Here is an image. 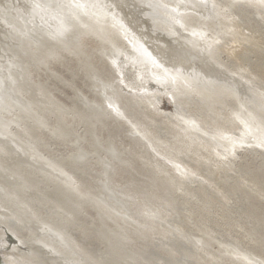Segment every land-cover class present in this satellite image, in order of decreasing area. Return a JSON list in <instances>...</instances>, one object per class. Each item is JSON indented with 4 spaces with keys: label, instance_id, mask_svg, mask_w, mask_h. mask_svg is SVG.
Masks as SVG:
<instances>
[{
    "label": "rangeland",
    "instance_id": "rangeland-1",
    "mask_svg": "<svg viewBox=\"0 0 264 264\" xmlns=\"http://www.w3.org/2000/svg\"><path fill=\"white\" fill-rule=\"evenodd\" d=\"M211 1L200 51L149 25L139 52L96 0H0V264H264V0Z\"/></svg>",
    "mask_w": 264,
    "mask_h": 264
},
{
    "label": "bare ground",
    "instance_id": "bare-ground-1",
    "mask_svg": "<svg viewBox=\"0 0 264 264\" xmlns=\"http://www.w3.org/2000/svg\"><path fill=\"white\" fill-rule=\"evenodd\" d=\"M47 1L48 0H30V1H28V0H23V4H24V7H25V10L26 11H30L32 8L34 9V8H39V9H43V10H45V7H43V6H45V5H42V4H45V2L47 3ZM79 1L80 0H66V2L67 3H69L70 5L72 4H78L79 3ZM82 1H87V0H82ZM91 1H93V0H91ZM97 2H100V3H102V4H100L101 6H102V13L105 15V16H108V20L110 21V23H109V25H110V27H112L111 29H113V30H111V33H114V29H117V31H116V33H118V35H122V38L124 39H126L127 40V44H128V46H133V47H135V48H139L140 50H139V52H144V51H147V50H149V46L147 45V43H149V39H148V36H146L147 34H145V32H143L142 31V27H147V26H149L150 25V27H152V30H153V32H156V33H159L160 35H162V36H164L163 38H168L169 36H171L172 35V37H173V34L175 33V34H178V36H177V42H178V45L179 46H183V45H185L184 47H186V46H188V47H190L191 49H193V48H196V50L197 49H199V51H200V48H198L199 47V44L201 43H199V40L200 39H198L199 37H198V32H199V30L198 29H196V28H194V27H191V25L188 23V20H187V18H186V15L187 14H191V16L192 15H194V16H197L198 15V17H200L199 15V13H202V12H204L205 13V11L207 10V12H209L208 11V4H209V2L211 3L212 1L210 0H172L171 2H168L169 0H167V1H162V0H153V1H155V3H153V4H155V6H152V7H156V6H161L162 4H167V6H168V8L170 7L171 9H164L163 8V5L161 6V8H158V7H156L155 9V13L156 14H152V12H154L153 10H152V8L150 9V5H149V7H147V0H96ZM152 1V0H151ZM162 1V2H161ZM147 2V3H146ZM58 3V2H57ZM62 3H65V2H62ZM92 3V2H91ZM152 3V2H151ZM162 3V4H161ZM51 4H53V5H56V2H53V3H51ZM94 4V3H93ZM150 4V3H149ZM81 5V4H80ZM106 5H114L113 6V8H112V10L111 11H109L108 10V8L106 7ZM46 6H47V4H46ZM57 6V5H56ZM85 6H87L86 4H85ZM89 6V5H88ZM94 6V5H93ZM165 6V5H164ZM50 7H51V5H50ZM53 7V6H52ZM55 7V6H54ZM97 7V6H96ZM49 8V7H48ZM68 8V7H67ZM75 8V7H74ZM88 8V7H87ZM99 8V7H98ZM110 8V7H109ZM153 8V9H154ZM165 8H166V6H165ZM60 9H61V5H60ZM159 9H161L162 10V14H164V15H161V13L159 12L160 10ZM38 10V9H37ZM47 10V9H46ZM101 10V9H100ZM9 11V10H8ZM85 11V10H84ZM95 11V10H94ZM103 11H105V12H103ZM114 11H116V12H114ZM40 12H42V11H40ZM46 12V11H45ZM49 12V11H48ZM54 12V13H53ZM97 12V11H96ZM15 13V12H14ZM17 13H19V12H17ZM16 13V14H17ZM37 13H38V11H37ZM62 13V12H61ZM65 13V12H64ZM11 14V13H10ZM52 16H53V18H54V20L56 21V18L57 17H59L60 16V12H59V10H58V7H56L55 9H54V11H52ZM82 14V13H81ZM98 14V13H97ZM103 14H100L101 16L100 17H102V16H104ZM169 15V16H171L170 17V19L171 20H173V21H169V22H173L174 24L172 25V26H170L168 23V21H166L167 19H165L164 18V16L165 15ZM2 15V14H1ZM30 15V14H29ZM28 15V16H29ZM59 15V16H58ZM62 15V14H61ZM93 15H94V13H93ZM160 15V16H159ZM27 16V17H28ZM30 16H33V15H30ZM49 16H50V14H49ZM51 16V17H52ZM98 16V15H97ZM159 16V17H158ZM39 18L38 19H40V15L38 16ZM43 17V15L41 16V18ZM62 17V16H61ZM85 19V16L83 17V16H79V17H77L78 19H77V21L75 22L74 21V23H73V21H71L72 22V26L73 27H76V23H79L81 26H85V28H87L86 26H91L92 24H88V23H86V22H84L82 19ZM99 17V16H98ZM98 17H94L93 16V18H95L96 19V21H95V24H93V25H96V26H94V27H92V28H98V27H100L101 28V30L102 31H105L106 30V27L108 28L107 30H109V27L106 25V23H107V21L105 20H103L102 18H98ZM167 17V16H166ZM104 18H106V17H104ZM163 18V19H162ZM33 19V18H32ZM31 19V20H32ZM36 19V18H35ZM44 19V18H43ZM49 19V18H48ZM58 19V18H57ZM67 19V18H66ZM65 19V20H66ZM123 20V22L124 23H126V25L127 26H124V24L122 23V21L121 20ZM6 20V19H5ZM50 20V19H49ZM64 20V19H63ZM62 20V21H63ZM73 20V19H72ZM8 21V20H7ZM19 21V20H18ZM24 21V20H23ZM53 21V20H52ZM68 21V20H67ZM227 21V20H226ZM29 22V21H28ZM44 22H45V19H44ZM44 22H42V23H44ZM66 22V21H65ZM71 22H70V24H71ZM120 22L123 24H120ZM168 22V23H167ZM59 23V22H58ZM114 23V24H113ZM61 24V23H60ZM66 24H67V22H66ZM5 25V24H4ZM7 25V24H6ZM37 25V24H36ZM42 25V24H41ZM57 25V24H56ZM13 26V25H12ZM45 26V25H44ZM11 27V26H10ZM35 27V26H34ZM54 27V26H53ZM156 27L158 28V30H156ZM7 28V27H6ZM46 28V27H45ZM52 28V27H51ZM68 28V27H67ZM92 28L90 27V30H92ZM40 29V28H39ZM73 29V28H72ZM99 29V28H98ZM143 29H145V28H143ZM161 29V30H160ZM36 30H38V29H36ZM67 30V29H66ZM76 30V29H75ZM79 30L81 31V30H83V29H80L79 28ZM85 30V29H84ZM110 30H109V32H110ZM146 30V29H145ZM113 31V32H112ZM180 31V32H179ZM18 32V31H17ZM24 32V31H23ZM38 32H41V31H39L38 30ZM76 32V31H75ZM106 32H108V31H106ZM105 32V33H106ZM130 32V33H129ZM152 32V31H151ZM204 32V31H203ZM77 33H80V32H77ZM115 33V34H116ZM156 33H154V34H156ZM197 33V34H196ZM199 33H201V32H199ZM36 34V33H35ZM38 34V33H37ZM51 34H53V33H51ZM130 34V35H129ZM175 34H174V36H175ZM204 34V33H203ZM203 34H201V35H203ZM44 35V34H43ZM156 35H158V34H156ZM159 35V37H161ZM42 36V35H41ZM54 36H55V34H54ZM72 36V35H71ZM200 36V35H199ZM23 37V36H22ZM176 37V36H175ZM202 37V36H201ZM24 38V37H23ZM27 38V37H26ZM32 38V37H31ZM152 39H155V37L153 38L152 37ZM170 39V38H169ZM175 39V38H174ZM202 39H204V37H202ZM120 40V39H119ZM151 40V39H150ZM160 40V39H159ZM171 40V39H170ZM209 39H207V41H208ZM124 41V40H123ZM153 41V40H152ZM151 41V42H152ZM156 41V40H155ZM172 41V40H171ZM204 41H206L205 39H204ZM6 42V41H5ZM118 42H121V41H118ZM163 42H166V39L164 40V41H162V43ZM116 43H117V41H116ZM156 43V42H155ZM161 43V42H160ZM161 43V44H162ZM172 43H174L175 44V41L174 42H172ZM207 43V42H206ZM150 44V43H149ZM174 44H171V45H174ZM201 44H203V41H202V43ZM159 45V44H158ZM155 45L154 46V48L156 49V51L158 50V48H159V46L160 47H162L161 45ZM120 46V45H119ZM118 46V47H119ZM164 46H165V44H164ZM202 46V45H201ZM208 46V45H207ZM207 46H204V47H207ZM117 47V46H116ZM166 47V46H165ZM204 47H203V49H204ZM209 47H210V45H209ZM208 47V48H209ZM129 48V47H128ZM167 48H169V47H167ZM177 48H179V47H177ZM172 49H174V48H172ZM184 49V48H183ZM201 49H202V47H201ZM175 50V49H174ZM207 50V48H205V51ZM209 50V49H208ZM176 51H177V49H176ZM188 51V50H187ZM201 51H203V50H201ZM115 52V51H114ZM122 51L120 50V53H121ZM166 52V51H165ZM126 53V52H125ZM146 53V52H145ZM167 53H169V52H167ZM197 53H199V52H197ZM201 53V52H200ZM202 53H204V52H202ZM165 54V53H164ZM172 54V53H171ZM146 55V54H145ZM144 55V56H145ZM166 55V54H165ZM200 55V54H199ZM113 56V55H112ZM131 56V55H130ZM158 56V55H157ZM161 56V55H160ZM159 56V57H160ZM174 56V55H173ZM203 56V55H202ZM209 56H211V53H209ZM137 57V56H136ZM147 57V56H146ZM164 57V56H163ZM175 57V56H174ZM155 58H157V57H155ZM169 58H170V56H169ZM202 58H204V57H202ZM208 58H210V57H208ZM114 59V58H113ZM149 59V58H148ZM161 59H162V56H161ZM197 59V58H196ZM201 59V58H200ZM212 59V58H211ZM154 60V59H153ZM163 60H164V58H163ZM199 60V59H198ZM204 60V59H203ZM207 60H209V59H207ZM114 61V60H113ZM128 61H129V59H128ZM157 60L155 59L154 60V62H156ZM160 61V60H159ZM213 61H215V60H213ZM132 62V61H131ZM153 62V61H152ZM151 62V63H152ZM210 62V61H209ZM209 62H207V64L209 63ZM115 63V62H114ZM124 63V62H123ZM138 63V62H137ZM167 63V62H166ZM170 63V62H169ZM205 63V62H204ZM213 63V62H212ZM135 63H132V64H129V65H131L129 68H132V66L134 65ZM155 64V63H154ZM157 64V63H156ZM158 64H160V62L158 63ZM158 64L156 65L157 67H158ZM162 64H163V62H162ZM172 64V63H171ZM211 64V63H210ZM1 65V64H0ZM128 65V64H127ZM139 65V64H138ZM204 65V64H203ZM219 65V64H218ZM217 65V66H218ZM122 66V65H121ZM141 66H143L142 68H137V67H135V76H134V74H132L131 75V78H129V80H130V83L131 84H134V82L137 84L138 83V86H136V88L137 87H140L141 89H146V90H148V91H152V92H154L153 90H151V89H154V88H157L158 87V85H163V86H165L164 84H166V83H162V81H165V79H160V80H162L161 82L160 81H158L157 80V77H153L154 75L155 76H161L162 77V75H157L158 73H160L161 72V70L159 71H154L156 68L155 67H153V68H155L154 70L153 69H151L150 68V66L146 63V62H144V63H142L141 64ZM173 66V65H172ZM180 66V65H179ZM213 66V65H212ZM215 66V65H214ZM123 67H125V68H127V66H123ZM133 67V68H134ZM160 68L162 67L161 66V64H160V66H159ZM169 68V67H168ZM174 68H176V67H174ZM179 68H181V67H179ZM179 68L177 69H174V70H179ZM214 68V67H213ZM219 68H221V67H219ZM223 68V67H222ZM221 68V69H222ZM159 69V68H158ZM167 69V68H166ZM126 70V69H125ZM125 70H124V72H125ZM164 70V69H163ZM163 70H162V72H163ZM171 70H172V68H171ZM182 70V69H181ZM194 70V69H193ZM119 71V70H118ZM168 71V70H167ZM170 71V70H169ZM218 71V70H217ZM221 71V70H220ZM123 72V71H122ZM123 72V73H124ZM129 72V71H128ZM133 72V73H134ZM155 72H156V74H155ZM177 73H178V71H176ZM122 73V74H123ZM167 73V72H166ZM172 73H173V70H172ZM222 73V72H221ZM168 74V73H167ZM180 74H181V72H180ZM195 74H197V72H195ZM200 73H198V75H199ZM203 74V73H202ZM124 75H125V73H124ZM124 75H122L123 77H124ZM175 75H177V74H175ZM201 75V74H200ZM125 76H127V75H125ZM172 76V75H171ZM184 76V75H183ZM187 76V75H186ZM202 76V75H201ZM190 77V76H189ZM193 77V76H192ZM125 78V77H124ZM160 77H158V79H159ZM172 78V77H171ZM179 78V77H178ZM191 78V77H190ZM196 78H197V75H196ZM195 78V79H196ZM208 78V77H207ZM213 78V77H212ZM217 78H218V76H217ZM227 78V77H226ZM126 79V78H125ZM173 80H175L174 78H172ZM171 79V80H172ZM186 79V78H185ZM188 79V78H187ZM198 79V78H197ZM202 79V78H201ZM211 79V78H210ZM216 79V78H215ZM214 78H213V80H215ZM228 79V78H227ZM129 80H126V82L127 81H129ZM168 80V79H167ZM221 80V79H220ZM223 80V79H222ZM234 80V79H233ZM122 81H123V79H122ZM169 81V80H168ZM168 81H167V83H168ZM186 81V80H185ZM218 81V80H217ZM125 82V81H124ZM170 82V81H169ZM173 82V81H172ZM177 82H178V80H177ZM215 82V81H214ZM220 82H222V81H220ZM225 82H228L226 79H225ZM238 82V81H237ZM242 82V81H241ZM18 83V82H17ZM159 83H161V84H159ZM219 83V82H218ZM228 83H230V82H228ZM227 83V84H228ZM121 84H122V82H121ZM120 84V85H121ZM127 84H129V83H127ZM169 84V83H168ZM172 84V83H171ZM198 84V83H197ZM200 84H202V83H200ZM213 84V83H212ZM237 84V83H236ZM235 84V85H236ZM240 84V83H239ZM135 85V84H134ZM162 85L161 86H159V90H161L162 89ZM196 85V84H195ZM222 85V84H221ZM233 85V84H232ZM125 87H126V85H124ZM131 85H129V87H130ZM201 86V85H200ZM228 86H229V84H228ZM228 86H226V87H228ZM121 87V86H120ZM128 86L126 87V88H129ZM133 87V86H132ZM172 87V86H171ZM176 87V86H175ZM238 87H239V85H238ZM131 88V87H130ZM129 88V89H130ZM136 88H132V89H135V90H138V89H136ZM139 88V89H140ZM231 88V90H232V92H233V90L234 89H232V87H230ZM234 88V87H233ZM236 88V87H235ZM165 89V88H164ZM181 89V88H180ZM239 89V88H238ZM123 90V89H122ZM155 90V89H154ZM157 90V89H156ZM155 90V91H156ZM158 90V91H159ZM241 90V89H240ZM242 90H245V89H242ZM124 91V90H123ZM130 91V90H129ZM139 91H141V90H138V92ZM147 91V92H148ZM235 91V90H234ZM239 91V90H238ZM126 92V91H125ZM131 92V91H130ZM157 92V91H156ZM162 92V91H161ZM132 93V92H131ZM133 93H135V92H133ZM159 93V92H158ZM172 93V92H171ZM244 93V92H243ZM137 94V93H136ZM140 94V93H139ZM239 94H241V93H239ZM138 95V94H137ZM236 95H238V94H236ZM241 96V95H240ZM240 96H239V98H240ZM238 98V97H237ZM241 101V100H240ZM115 110V109H114ZM239 110H241V109H239ZM116 111V110H115ZM239 113V112H238ZM197 114V113H196ZM194 115H192V117H193ZM201 116V115H200ZM199 117V116H198ZM205 118V117H204ZM250 118V117H249ZM246 120V119H245ZM255 120V119H254ZM250 121V120H249ZM186 122V121H185ZM197 122V121H196ZM206 122V121H205ZM248 121H246V123H247ZM255 123V122H254ZM257 123V122H256ZM207 124V123H206ZM244 124V123H243ZM249 124V123H248ZM252 124V123H251ZM193 125V124H192ZM197 125V124H196ZM198 126V125H197ZM212 126V125H211ZM262 126V125H261ZM213 127V126H212ZM257 127V126H256ZM260 127V126H259ZM1 128V127H0ZM250 128V127H249ZM247 129V128H246ZM259 129V128H258ZM194 130V129H193ZM248 130H250V129H248ZM263 131H264V129H262ZM261 130V131H262ZM4 131V130H3ZM7 132V131H6ZM5 132V133H6ZM260 132V131H259ZM243 133V132H242ZM253 133H255V132H253ZM263 133V132H262ZM261 134V133H260ZM251 135V134H250ZM257 135V134H256ZM258 136V135H257ZM264 136V135H263ZM253 137H255V136H253ZM261 137V136H260ZM240 139V138H239ZM258 139V138H257ZM228 140H229V138H228ZM236 140V139H235ZM234 140V141H235ZM231 140H229V142H230ZM252 141V140H251ZM237 142V141H236ZM235 142V143H236ZM243 142H245V141H243ZM243 142H241V143H243ZM248 142V141H247ZM264 142V141H263ZM201 143V142H200ZM226 143V142H225ZM249 143V142H248ZM260 143V142H259ZM222 144V143H221ZM250 144V143H249ZM248 144V145H249ZM264 144V143H263ZM205 145V144H204ZM233 146V145H232ZM231 146V147H232ZM203 157V156H202ZM174 165V164H173ZM6 219V218H5ZM2 220V219H1ZM1 223V222H0ZM5 224V223H4ZM16 224V223H15ZM16 227V226H15ZM19 227V226H18ZM36 227V226H35ZM38 227V226H37ZM40 227V226H39ZM45 227V225L43 226V228ZM13 228V227H12ZM42 228V227H41ZM42 228V229H43ZM47 228V227H46ZM14 229V228H13ZM16 229H17V227L14 229L15 231H16ZM19 229V228H18ZM44 230V229H43ZM46 230V229H45ZM44 230V231H45ZM47 231V230H46ZM17 232V231H16ZM31 232V231H30ZM42 232V231H41ZM40 232V233H41ZM13 233H15V232H13ZM29 233V232H28ZM32 233V232H31ZM7 234V233H6ZM5 236V235H4ZM7 236V237H6ZM4 238H6L7 240H9L10 241V237H9V235L7 234ZM28 236V235H27ZM31 236H32V234H31ZM29 237V236H28ZM42 237V236H41ZM63 236H61V241H65L64 239L65 238H62ZM44 238V237H43ZM36 239H40V235H39V237L38 238H36ZM54 239V238H53ZM11 240H12V237H11ZM41 240H43V239H41ZM41 240H38L39 242H41ZM45 240V239H44ZM44 240H43V242H44ZM3 241H6V240H3ZM8 241V242H9ZM35 241V240H34ZM33 241V242H34ZM48 240H46V242H47ZM51 240H49V242H50ZM67 241V240H66ZM25 242V241H24ZM45 242V244H48V243H46ZM36 243H37V241H36ZM56 243V242H55ZM65 243V242H64ZM11 244V243H10ZM16 244H17V241H16ZM15 244V245H16ZM23 244V243H22ZM43 244V243H42ZM40 245L39 244V247L40 246H43V245ZM44 244V245H45ZM50 244V243H49ZM54 244V243H53ZM67 244V243H66ZM0 245L2 246V248H6L7 246H5L6 245V242H1L0 241ZM11 245H13V244H11ZM29 245V244H28ZM50 245H52V243L50 244ZM64 245V244H63ZM10 246V245H9ZM49 246V245H48ZM54 246V245H53ZM11 247V249H12V246H10ZM9 247V248H10ZM20 247V246H19ZM25 247V246H24ZM35 247H37V246H35ZM42 248V247H41ZM43 248H45V246H43ZM48 248V247H47ZM47 248H46V250H47ZM50 248H51V250H54V248L52 249V247L50 246ZM7 249V248H6ZM51 252V251H50ZM49 252H48V250L46 251V252H44V255H47ZM72 253H74V252H72ZM71 253V254H72ZM76 253V252H75ZM27 255H28V253H26ZM29 254H31V253H29ZM25 255V254H24ZM51 255V254H50ZM68 255V254H67ZM66 255V256H67ZM75 255V254H74ZM74 255L72 254L71 256H73L74 257ZM78 255V254H77ZM81 256V255H80ZM21 257V256H20ZM28 257V256H27ZM60 257V256H59ZM72 257V258H73ZM253 257V256H252ZM30 258H33V257H31L30 256ZM81 258H84V257H81ZM249 258V257H248ZM23 259V258H22ZM59 259V258H58ZM64 259V258H63ZM65 259H67L69 262L70 261H72V259L70 258V257H65ZM74 259V258H73ZM75 259H76V257H75ZM61 260V259H60ZM77 260V259H76ZM67 261V262H68ZM79 261V260H78ZM260 261V260H259ZM65 263V262H64ZM2 264H8V263H5L3 260H2ZM76 264H80V262L78 263H76ZM258 264V263H257Z\"/></svg>",
    "mask_w": 264,
    "mask_h": 264
},
{
    "label": "water",
    "instance_id": "water-1",
    "mask_svg": "<svg viewBox=\"0 0 264 264\" xmlns=\"http://www.w3.org/2000/svg\"><path fill=\"white\" fill-rule=\"evenodd\" d=\"M180 32V31H179Z\"/></svg>",
    "mask_w": 264,
    "mask_h": 264
}]
</instances>
